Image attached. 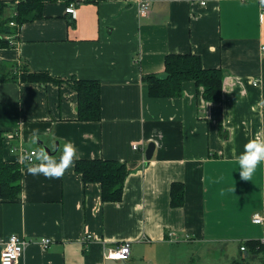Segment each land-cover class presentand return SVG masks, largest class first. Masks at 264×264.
<instances>
[{
	"label": "crops",
	"instance_id": "obj_1",
	"mask_svg": "<svg viewBox=\"0 0 264 264\" xmlns=\"http://www.w3.org/2000/svg\"><path fill=\"white\" fill-rule=\"evenodd\" d=\"M42 12L1 51L0 130L17 134L4 141L5 159L19 161L20 146L38 153L29 140L38 129L52 151L71 141L78 159L117 160L129 173L121 197L108 200L76 162L59 179L22 165L20 195L0 194V254L16 234L28 241L16 264H264V221L253 220L264 217V164L244 181L236 162L250 138H264L261 0H152L144 17L136 0H49ZM186 53L222 71L220 100L193 79L176 95L149 93L147 76L165 74L168 54ZM23 70L62 80H22ZM73 78L100 83V120L79 119ZM124 241L128 259L106 257ZM247 242L262 247L242 249Z\"/></svg>",
	"mask_w": 264,
	"mask_h": 264
},
{
	"label": "trees",
	"instance_id": "obj_2",
	"mask_svg": "<svg viewBox=\"0 0 264 264\" xmlns=\"http://www.w3.org/2000/svg\"><path fill=\"white\" fill-rule=\"evenodd\" d=\"M49 0H21L15 5L16 14L7 13L9 3L0 0V45H8L1 36L14 33L16 26H11L10 21L18 25L32 21L43 15L44 2ZM14 2V0H13ZM165 74L148 75L146 82L151 95H176L180 93L182 82L193 79L198 87L202 86V93L209 101H218L222 97L223 74L220 69H206L201 58L194 53L168 54L165 60ZM18 67V66H17ZM22 80L29 81H55L62 79L50 76L47 72H32L23 70ZM79 95V119L100 120L102 117L101 86L93 79H68L67 80ZM5 131L0 130V194L4 200L16 199L22 191V164L19 161L6 160L4 157ZM76 168L82 173L85 182L98 181L102 185L103 198L118 200L121 197L124 181L129 173V168L124 162L110 159H77ZM174 189V187H173ZM180 189V188H179ZM175 189L173 198L182 203V191ZM262 247L255 242L245 243V250L249 245ZM247 244V245H246Z\"/></svg>",
	"mask_w": 264,
	"mask_h": 264
},
{
	"label": "clouds",
	"instance_id": "obj_3",
	"mask_svg": "<svg viewBox=\"0 0 264 264\" xmlns=\"http://www.w3.org/2000/svg\"><path fill=\"white\" fill-rule=\"evenodd\" d=\"M261 4H264V0H261ZM38 139L39 130H32L29 137L30 142L34 144ZM57 150L60 152L59 158H53L47 150L41 149L36 154L26 153L21 155L19 162L30 175H43L47 179H59L75 166V162L79 157L78 150L71 141L58 146ZM236 162L239 166L240 179L252 181L257 169L261 164H264V138H261L260 133H257L244 144L243 152Z\"/></svg>",
	"mask_w": 264,
	"mask_h": 264
},
{
	"label": "built area",
	"instance_id": "obj_4",
	"mask_svg": "<svg viewBox=\"0 0 264 264\" xmlns=\"http://www.w3.org/2000/svg\"><path fill=\"white\" fill-rule=\"evenodd\" d=\"M21 0H14V4L16 5ZM138 6V14L141 17L147 16L151 11L152 0H136ZM206 2L203 1V4ZM67 11L75 14L74 3L69 4ZM13 15L16 14V10L12 13ZM11 26H16L17 30L14 33L4 34L1 38L8 43V45H0V61L3 59L1 51L4 49H8L9 47H17L18 40H19V30L21 28L15 21H10ZM262 53L264 55V46L262 47ZM17 73V71H15ZM254 84H257L255 81ZM16 132L14 131H7L5 133V139L9 141L16 138ZM11 152H16L17 147L12 144ZM140 145L138 143H133V149H139ZM19 155H23L26 153L36 154L37 151L34 149H26L22 146L18 147ZM253 220L257 223H261L264 221V217L255 214L253 216ZM89 237V236H88ZM41 243L44 247H47L50 243V238H43ZM28 245L27 239L20 238L18 235L13 234L7 240L4 241V247L1 250L0 254V264H16L20 257L24 254L25 249ZM242 249H245V246H242ZM131 254V247L129 241H124L116 246L107 247L105 250V255L109 259L114 260H125L128 259Z\"/></svg>",
	"mask_w": 264,
	"mask_h": 264
},
{
	"label": "water",
	"instance_id": "obj_5",
	"mask_svg": "<svg viewBox=\"0 0 264 264\" xmlns=\"http://www.w3.org/2000/svg\"><path fill=\"white\" fill-rule=\"evenodd\" d=\"M38 144L41 145L43 147V149L47 150L50 155H54L57 152V148L59 146V141L56 142V149L54 151H52V149L47 144H45L44 141H42V140L38 141ZM154 150H155V143L150 142L148 144L146 151H145V158L147 160L152 158Z\"/></svg>",
	"mask_w": 264,
	"mask_h": 264
},
{
	"label": "rangeland",
	"instance_id": "obj_6",
	"mask_svg": "<svg viewBox=\"0 0 264 264\" xmlns=\"http://www.w3.org/2000/svg\"><path fill=\"white\" fill-rule=\"evenodd\" d=\"M12 2L13 1H8L9 4L12 3ZM34 146H36L39 150L43 149V147L41 145H39V144L34 143ZM55 146H56V144H55Z\"/></svg>",
	"mask_w": 264,
	"mask_h": 264
}]
</instances>
